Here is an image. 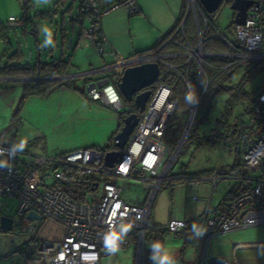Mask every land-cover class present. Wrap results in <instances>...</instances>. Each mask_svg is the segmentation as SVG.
I'll return each mask as SVG.
<instances>
[{
  "label": "built area",
  "instance_id": "2783aa9c",
  "mask_svg": "<svg viewBox=\"0 0 264 264\" xmlns=\"http://www.w3.org/2000/svg\"><path fill=\"white\" fill-rule=\"evenodd\" d=\"M85 11L86 26L82 30L84 44H92L102 52L105 36L101 30L102 17L118 7H125L131 13L138 12L135 0H116L107 7H100L98 0H79ZM194 17L197 34L196 46L186 41L182 45L173 36L178 32L184 36L186 17ZM264 0H254L248 7L244 24H235L236 40L231 41L224 32L215 29L207 20L197 0H187V13L176 27L174 33L165 44H175L182 47L179 53H163L160 48L135 54L130 57L115 55L113 62L87 72L66 74L62 79L82 78L107 72L99 80L91 79L85 82L84 93L93 101H99L104 106L115 111L122 108L121 94L117 83L126 67L145 62H158L176 70L182 67L186 72L180 73L189 85L188 74L192 62L197 64V82L195 89L199 103L204 93L202 81L206 78L204 65L208 56L228 57L234 62H264ZM205 28H214L216 36L229 47L225 53L206 52L202 49ZM24 19L21 16H10L0 22V28L6 32L21 30ZM186 40V39H185ZM184 57L182 63L176 60L167 62V58ZM226 66L223 67V69ZM173 87L161 84L143 112L139 113L134 107L126 113H137L139 120L131 133L128 142L122 148L117 146L115 137L109 143V149L119 150V159L110 167L104 164V151L94 147H85L57 155L31 154L20 151L15 156H9L11 147L0 145V159H7L12 168H0V199L12 198L17 203L18 216H25L29 210H35L44 218L53 220L64 229L60 241L36 240L32 230L29 231L30 244L22 250L21 256L14 264H100L104 251L102 237L110 224L123 219L132 225L120 249L130 244L134 247L133 264H145V235L148 229L149 216L153 201L164 184L180 178L170 174L186 132L191 128L199 107H189L185 131L175 147L163 140L164 132L176 109L173 97ZM111 90V91H109ZM252 114L244 122L243 130L237 135H230L228 142L237 146V165L232 169H220L207 176H193L198 180H208L213 188L223 179L234 180V189L228 199L213 208L211 199L208 200L205 213L200 219L199 226L206 228L204 235L197 239L196 250L192 264H264V262H240L235 257V251L242 247H264V242H248L233 244V261L210 263L211 243L215 237L233 230L250 226L264 225V88L252 100ZM189 127V129H187ZM47 170L44 177L42 169ZM103 180L102 193L95 201L96 190ZM48 177L51 181H48ZM118 179L137 180L147 187V198L142 205H132L121 198L122 187ZM91 183L90 191L85 192L84 201L73 200L64 191V187L75 186L78 183ZM94 188V190H93ZM194 199H197L194 197ZM184 220H171L164 228L167 234L178 235L186 229ZM92 254L96 259L93 260Z\"/></svg>",
  "mask_w": 264,
  "mask_h": 264
},
{
  "label": "rangeland",
  "instance_id": "374dc122",
  "mask_svg": "<svg viewBox=\"0 0 264 264\" xmlns=\"http://www.w3.org/2000/svg\"><path fill=\"white\" fill-rule=\"evenodd\" d=\"M32 2L34 8L46 10L52 5L53 0H50L49 4L40 6H37L34 0ZM8 11L9 8L0 4V22L7 20L8 14L6 13ZM17 15L20 16V9L13 14V16ZM58 17L60 18V16ZM214 20L216 29L224 32L229 40H236L233 22L234 11L230 8V3H224L220 7ZM46 26L52 30L53 35H56L53 39L54 41L56 39L57 42L54 50L53 47H41L44 40L41 28L44 26H39L37 38L30 33L23 34L21 30L16 33L9 32L7 39L0 35V66L6 63L16 64L17 61L31 63L35 61L37 55L40 56L42 61L59 58L60 51L64 49L63 57L70 60L68 67L70 72L82 73L99 67L97 65H100V63L96 64L90 59V50L79 46L76 55H73L75 44L71 49L68 46L62 48L60 32H54L55 25L53 29L50 24ZM67 26L68 23L65 22V27ZM58 29L60 30V26ZM48 51H52V56L51 54L50 56L47 55L50 53ZM261 64H264V62H261ZM260 66L264 67V65ZM167 69L168 66L161 64L162 71ZM262 69L264 68L258 66V68L252 69V74L237 73L230 81L226 82L225 85L231 88V92L234 93L233 96L225 90L207 93L203 105L193 122L190 138L186 141L190 129L183 137L179 154L170 174L187 173L203 176L204 174H213L220 169L228 170L234 167L238 157L235 143L219 138H215L212 145L198 146V142L202 137L215 132L214 127L219 126L221 131V125L225 127L228 122L236 118L241 117L243 122L249 119L245 109L248 107L249 101L255 97L259 88L264 86L262 85L264 84V74H261ZM109 74L110 72L107 71L97 73L94 76H108ZM243 75L246 77V81L240 86L239 82ZM191 76L193 80H197L198 73L194 66L191 70ZM14 77L24 78L26 76ZM60 80L64 82V85L62 84L46 96L24 92L26 82L36 80L17 79L7 81V84L13 86L12 100L14 105L8 113L9 118L6 119V123L0 122V131H4L3 144L13 146L23 142L25 145L23 151L43 155H57L61 152L64 153L83 147H94L106 151L104 148L109 145L110 139L112 140L114 137L113 134L109 133L111 120H114V116L119 118L120 113L133 107V102H128L121 96V110L112 111L109 107H104L101 102L90 100L85 95V81L82 78ZM204 105L207 108H204ZM187 115L185 108H179L169 122L164 142L171 147H175L184 134L183 130L186 127ZM45 174H47V170L43 168L41 176L44 177ZM94 178L100 181V186L93 191L95 201H97L98 196L102 193L103 180L97 176H94ZM47 180L51 181L49 177ZM118 183L122 187L121 198L125 202L140 206L146 200L147 187L143 183L127 179H118ZM186 185L188 186L185 196L188 211L191 216H194L201 213L205 200L211 199L213 206L217 204L224 195L234 189L235 182L234 180L223 179L213 188L208 180L202 179ZM161 188L157 198L154 199L153 214L157 219L162 218L164 220L168 209V189L164 185ZM194 197L197 200H192ZM151 227L157 226L151 224ZM248 242H264V225L233 230L215 237L211 243V254L223 256L233 261V244ZM164 243L169 247L170 253L176 255L177 258L173 257L176 264L193 263L197 245L196 240L184 244L182 237L166 234ZM149 244V242L146 243L147 248ZM179 250H183L182 259L178 257ZM133 254L134 247L130 244L119 249L114 255L107 254L102 257L100 264H133ZM235 257L238 261L245 263L264 262V247L239 248L235 251ZM16 259L18 257H14L13 261ZM146 264H151V262Z\"/></svg>",
  "mask_w": 264,
  "mask_h": 264
},
{
  "label": "crops",
  "instance_id": "0c3cea01",
  "mask_svg": "<svg viewBox=\"0 0 264 264\" xmlns=\"http://www.w3.org/2000/svg\"><path fill=\"white\" fill-rule=\"evenodd\" d=\"M113 1L116 0H98V3L100 7H107ZM135 2L138 7V12L136 13H131L125 7H118L114 10H111L102 17L100 25H101L102 33L105 36L102 52H98V50H96L94 45H92L91 43L90 44L88 43L86 45L82 41L81 34L83 27L86 26V21L83 20L82 17L77 16V14H79V9H80L79 0H53L52 5L46 10H38L34 8L33 2L32 0H30L28 15L31 17L32 24L26 26V29L24 30L21 29V33L23 34L30 33L31 35L37 38V34L40 28L39 26H46L47 24H50L53 29L54 28L53 26L55 25L54 32L55 33L60 32V39H61L60 44L62 48H64V46H68V48L71 49L75 44L73 55H76V50H78V47L83 46L85 49L90 50L89 51L90 59L93 62H96V64L100 63V65L97 66L101 67L113 62L116 54H119L120 56L123 57H130L135 54H140L143 52H148L153 50L155 46L158 44V42L163 38H165V36L170 31L175 29L178 26V24L182 21V19L186 15V14L183 15L184 11L186 10L187 12V5L185 7L184 0H135ZM0 4L5 5L7 8H9L8 13H6L8 14L7 15L8 18L10 16H13V14H15V12H17L18 9H20V16L23 13V8H22L23 0H0ZM50 9L53 12H51L48 15L47 14L41 15L42 12L48 11ZM57 16H60V18L59 17L57 18ZM191 18L193 19L194 22L193 15H191ZM65 22L66 24L68 23L67 27H65ZM59 26H60V30L58 29ZM201 27L202 29L205 28L203 21L201 23ZM33 28H34V32L31 31V29ZM19 31L20 30L12 31V32L16 33ZM55 37L56 35H53V39ZM56 43L57 42L55 39L54 41L55 46ZM89 45L91 46L89 47ZM48 52L50 53H48L47 55L50 56L51 54L52 56V51H48ZM61 56L62 57L64 56V49L60 51L59 57ZM37 58H40V56L37 55L36 59ZM51 60H47V62ZM34 62H31L30 64H33ZM260 65H264V64H260ZM260 65L259 68H264ZM243 69L244 67L239 69L236 72V74L244 72ZM67 74H74V73L70 72L69 68H67ZM261 74H264V69L261 70ZM100 77L101 76H91L83 79V81L87 82L88 80L91 79L99 80ZM9 78H18V77H4V76L0 77V122H5V123L7 121L6 119L9 118L8 113L13 109V105H14L13 104L14 102L12 100V95H13L12 93L14 92L12 91L13 86L7 84V81L17 80V79H9ZM262 88H264V86H261L259 90L256 92V94ZM113 119L114 120H111L109 133L113 134V136L115 137V135L120 131L119 130L120 119L118 117L115 118V116ZM214 129L215 132H222V128L220 131L219 126L214 127ZM3 132L4 131L2 130L0 131V145L12 147L11 145L2 143ZM215 132L211 133L210 135L214 134ZM227 139L228 137L226 138V140ZM188 183H190V181H183V182L171 181V183L169 184H164V186H166L168 189V206H167L168 209H167L166 219L164 220L162 218L157 219V217H155V215L153 214L155 201L154 204L152 205L149 216L150 224L162 229L165 228L171 220H184L187 224L185 233L176 235V237H182V239L184 240V244L188 242L191 243L192 241L195 240L197 241V239L191 238L193 235L192 233L193 225L195 224L199 226L200 218L205 213L207 202L209 200L208 199L203 202V207L201 209L200 214L198 213L194 216H191L190 212L188 211L187 199L185 197L188 190V186L186 184ZM161 189L162 188H160L157 195L159 194ZM157 195L155 199L157 198ZM228 197L229 195L227 196V199ZM193 199L194 198H192V200ZM195 200L197 199H194V201ZM221 200L218 201V203L215 204L214 206L211 203V206L213 208L217 207L218 205L221 204ZM16 208H17V203L14 199L12 198L0 199V217L8 216L13 218L12 231L8 232V231L0 230V264H14V262L18 260L16 259L15 261H13L14 257L19 258L23 248L28 244H30L31 242L28 234L30 230L33 231V233L36 236V240L38 241L39 240L60 241L64 236V229L62 225H60L59 223L44 218L40 213L39 214L42 216L41 220H35V221L27 220L25 216L20 217L17 215ZM165 235H163V243H164ZM171 255L174 258H177L176 255L172 252ZM178 257L179 259H182L183 250H179Z\"/></svg>",
  "mask_w": 264,
  "mask_h": 264
},
{
  "label": "trees",
  "instance_id": "16d2710c",
  "mask_svg": "<svg viewBox=\"0 0 264 264\" xmlns=\"http://www.w3.org/2000/svg\"><path fill=\"white\" fill-rule=\"evenodd\" d=\"M29 1L30 0H23V7H22L23 13H22L21 17L24 19V26H23L22 30L26 29V26H28L29 24L30 25L32 24L31 17L28 15ZM231 1L232 0H222L220 7L224 3H231ZM79 3H80V1H79ZM197 3L199 4L198 1H197ZM184 4L186 7V5H187L186 0H184ZM199 6L201 7L202 11L204 12L207 20L216 29L214 19H215L216 12L220 9V7L218 8V10L216 12H214L212 14H207L200 4H199ZM51 12H53V11H51V9H50L48 11L42 12L41 15H46V14L48 15ZM85 14L86 13L80 4L79 14H77V16L84 18ZM185 14H186V10L184 11L183 15H185ZM262 17H264V15H262ZM202 21L203 20H200V25H201ZM234 25H235V23H234ZM262 25H264V22H262ZM214 28L207 26L206 28L202 29L204 31L203 41H202L203 51L218 52V53L228 52L229 47L227 46V44L223 40L219 39L216 36V34L214 32ZM175 29L170 31L165 36V38L160 40L154 49L160 48V51L163 53H173V52L179 53V52H182L183 51L182 47L179 45L170 44V43L165 44V42L168 40V38L174 33ZM31 31L34 32V28L31 29ZM7 34L8 33L6 31H4L2 28H0V35L3 38L7 39ZM184 36H185L186 40L183 38V35L178 32L177 34H174L173 38L176 41H178L179 43H181L182 45H185L186 41H187L188 44H190L191 46H196L197 34H196V29H195V23L193 22V19L191 18V14H189L186 17V20L184 23ZM174 60H176L178 63H182V62H184L185 58L184 57H178L176 59V58L170 57V58H167L166 61L172 62ZM205 60L207 62V65H204V71L206 73V78L209 81V83H208L207 90H204V93H203L202 98L200 100L196 116L198 115V113H199V111L203 105V100L205 99L208 92H210V91L220 92V91L225 90V91L229 92L230 95L233 96L234 93L231 92V88L228 87L227 85H225V83L230 81L231 78L234 77L236 72L239 69H241L242 67H244L243 74L247 75V74H252V69L256 68L257 66H259L261 64V62H251V61L250 62H234V60H232L231 58L221 57V56H208L205 58ZM68 65H69V60L64 59L62 56L57 58V59L48 61V62L42 61L40 58H37L33 64H30V63H27L24 61H21V62L17 61L16 64L6 63L4 65H1L0 66V77H2V76H4V77H9V76H12V77H14V76H26V77L63 76V75L67 74ZM193 66L197 70V64L195 62H192L190 65L188 80H189V84H191L195 87L197 80L196 81L193 80V78L191 76V70H192ZM224 66H226V68L223 69ZM185 72H186L185 67L180 68L178 70V72L176 70L170 68V67H168V69L166 71H162L161 70V64H160L159 77L156 79L155 83L152 86H149L146 88V89H151V91H152L148 102L150 101L151 97L153 96V94L155 93V91L157 90V88L161 84L170 85L171 87L174 88L173 89V97H174V99L176 101V105H177L174 113L179 108H185L187 110V113H188L189 106H187L184 102V95L188 91V89H187L186 83L184 82L183 78L180 76V73L184 74ZM244 75L241 77L242 79L239 82L240 86H242L243 83H245L244 81H246L245 80L246 77ZM63 83L64 82H61V80L28 81L25 84L24 92L27 94H38V95L46 96V95H49L50 93H52L58 87H60ZM252 100L253 99H251L249 101L248 107L245 109V112L249 115V117L252 114V103H253ZM204 108H207V107L204 105ZM125 115H126L125 112H122L119 114V119H120L119 130L121 129L122 120L125 117ZM172 117H171V119H172ZM171 119H170V121H171ZM193 124L190 128V132L188 133L186 141L190 138V134L192 132ZM243 124H244V122L242 121L241 117L236 118V119L228 122L225 127L220 124L221 125L220 128H222V132H215L212 135L202 137L200 139V141L198 142V146L211 145V144H213L215 138L226 139L230 135H237L240 132H242ZM168 126H169V124H168ZM168 126L164 132L163 140H164L165 135L167 133ZM214 131H215V129H214ZM97 149H99V148H97ZM104 149H106V150L109 149V145H107ZM236 165H237V162L235 163L234 167ZM234 167H232V168H234ZM207 175H210V174H204L203 176H207ZM179 176H181V177L178 179H175L173 181H175V182L199 181L198 179L192 178L193 176H198V175H192V174L184 173V174H180ZM93 183L94 182H91V183L81 182V183L76 184L75 186L64 187V191L69 195V197L71 199L79 201V202H83L85 192H88L91 190ZM230 193L231 192H228L222 198L221 203H223L227 200V196ZM183 233H185V230ZM165 234H166V230L164 228L163 229L157 228V227L153 228V227H151L150 222L148 223V229H147L146 235H145V264L147 262H151L149 260V254H150L149 246L147 248L146 243H148V242L150 243V242L155 241V240H160L161 242H163V235H165ZM21 254H22V252H21Z\"/></svg>",
  "mask_w": 264,
  "mask_h": 264
},
{
  "label": "water",
  "instance_id": "95a60500",
  "mask_svg": "<svg viewBox=\"0 0 264 264\" xmlns=\"http://www.w3.org/2000/svg\"><path fill=\"white\" fill-rule=\"evenodd\" d=\"M207 14H212L218 10L222 0H197ZM254 0H232L230 8L234 11V23L237 25L244 24L248 7L253 4ZM160 74V64L158 62H145L137 65L126 67L117 83V88L124 100L133 102V107L139 112H143L151 96L152 86ZM63 76L57 77H24L9 79H29V80H60ZM126 113V111H125ZM139 117L137 113H129L122 120L120 131L115 135L118 139L117 146L122 148L129 140L131 133L137 125ZM183 134V133H182ZM182 138V136H181ZM119 159V150L106 151L103 156L104 164L114 166ZM94 190V188H93ZM27 220H41L42 216L35 210H29L25 215ZM13 218L8 216L0 217V230L12 231ZM223 256H212L210 263L225 261Z\"/></svg>",
  "mask_w": 264,
  "mask_h": 264
},
{
  "label": "clouds",
  "instance_id": "9594fccd",
  "mask_svg": "<svg viewBox=\"0 0 264 264\" xmlns=\"http://www.w3.org/2000/svg\"><path fill=\"white\" fill-rule=\"evenodd\" d=\"M34 2L37 6H40L49 4L50 0H34ZM41 32L44 35L41 47H55L52 30L49 27L44 26L41 28ZM202 86L205 90H207V81L203 80ZM188 88L189 90L184 95V102L187 106L191 107L199 103V97L193 85L189 84ZM24 147L25 145L23 142L18 145H13L11 149L8 150V155L15 156L17 152L23 151ZM0 154H2V150H0ZM0 168H8L11 170L12 166L7 159H0ZM131 228L132 225L126 223L123 219L110 224L102 237L105 253L108 255H114L117 251H119L120 245L123 243ZM206 231V228L194 224L192 229L193 235L191 238L200 239ZM149 252V260L151 261V264H176V261L170 253L169 247L160 240L150 242ZM92 256L93 260H95V254H92Z\"/></svg>",
  "mask_w": 264,
  "mask_h": 264
},
{
  "label": "bare ground",
  "instance_id": "6f19581e",
  "mask_svg": "<svg viewBox=\"0 0 264 264\" xmlns=\"http://www.w3.org/2000/svg\"><path fill=\"white\" fill-rule=\"evenodd\" d=\"M187 129H189V127Z\"/></svg>",
  "mask_w": 264,
  "mask_h": 264
},
{
  "label": "snow or ice",
  "instance_id": "6c2138e0",
  "mask_svg": "<svg viewBox=\"0 0 264 264\" xmlns=\"http://www.w3.org/2000/svg\"><path fill=\"white\" fill-rule=\"evenodd\" d=\"M109 91H111V90H109Z\"/></svg>",
  "mask_w": 264,
  "mask_h": 264
},
{
  "label": "flooded vegetation",
  "instance_id": "af4514ba",
  "mask_svg": "<svg viewBox=\"0 0 264 264\" xmlns=\"http://www.w3.org/2000/svg\"><path fill=\"white\" fill-rule=\"evenodd\" d=\"M161 52V51H160Z\"/></svg>",
  "mask_w": 264,
  "mask_h": 264
}]
</instances>
